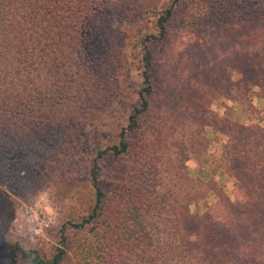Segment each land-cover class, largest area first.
Here are the masks:
<instances>
[{
  "label": "trees",
  "instance_id": "16d2710c",
  "mask_svg": "<svg viewBox=\"0 0 264 264\" xmlns=\"http://www.w3.org/2000/svg\"><path fill=\"white\" fill-rule=\"evenodd\" d=\"M128 1L0 0V136L17 130L13 125L36 136L47 130H42L43 119H64L67 113L56 98L63 92L69 96L74 83L85 86L80 96L86 101V92L94 88L90 77L95 68H88L87 75V67L100 62L88 59L91 42L110 31L108 10ZM178 1L157 11L159 35L141 40L142 86L118 143L99 150L93 161L90 210L80 215V221L69 218L63 224L62 246L52 258L36 249L15 247L7 255V264H18L20 258L31 264H264V117L247 123L220 116L211 109L209 99L229 98L244 107L250 105L253 112L257 111L255 97L264 102V0H205L209 8L200 20L225 18L219 36L228 40L232 53L222 77L227 87L201 85L199 101L192 99L196 102L192 109L198 107L200 115L187 119L191 125L184 127L197 126V142L207 129L227 137L222 155L214 162L235 179V199L212 178H195L189 170L176 172L181 187L166 181L168 172L163 167L173 160L162 153H166L165 145L159 139L146 137L130 168L124 162L113 191L102 184L101 160L111 156L123 161L132 152L130 135L152 107L157 87L150 46L157 36L165 35L168 23L178 14ZM182 136L179 149L186 152L191 138L188 141L187 133ZM201 171L205 177L210 174ZM203 188L206 195L200 193ZM208 194L215 203L193 213L191 205ZM153 217L160 227L152 228ZM68 231L75 238L72 256Z\"/></svg>",
  "mask_w": 264,
  "mask_h": 264
},
{
  "label": "rangeland",
  "instance_id": "374dc122",
  "mask_svg": "<svg viewBox=\"0 0 264 264\" xmlns=\"http://www.w3.org/2000/svg\"><path fill=\"white\" fill-rule=\"evenodd\" d=\"M130 1L108 10L110 31L100 40H92L89 47V61L100 59L87 67V75L88 68L95 67L90 77L94 88L88 90L92 98L88 92L86 101L81 98L85 86L74 83L68 89L69 96L63 92L61 98H56L58 107L67 113L64 119H43L42 130H47L36 136L14 125L17 130H6L0 136V264H7V255L15 247L36 249L43 257L52 258L62 246L63 224L69 218L80 221V215L88 213L92 206L93 161L99 150L118 143L142 86L141 40L146 35H159L155 27L157 11L174 0ZM208 8L205 0L178 1V14L168 23L165 35L153 39L152 73L157 88L152 107L141 119V127L130 135L132 152L123 161H114L111 156L101 160L100 177L107 191H113L124 162L130 168L135 151L146 137L159 139L165 145L166 153H162L173 160L163 167L168 172L164 173L166 181L181 187L176 172L180 168L183 172L189 170L195 178H212L235 199V179L214 162L222 155L227 137L207 129L203 139L197 142L194 133L197 126L184 128L191 125L187 119L200 115L198 107L192 109L196 106L192 99L199 101L197 90L201 85L227 87L222 77L232 53L225 42L228 40L219 36V29L225 28V18L200 20ZM209 99L211 109L220 116L247 123L264 117V102L259 97L253 99L256 112L250 105L244 107L229 98L209 96ZM183 133H187L188 141L191 138L186 152L179 149L184 141ZM204 169L209 171V176L205 177L201 171ZM206 192L204 188L200 190L201 195ZM213 203L215 198L208 194L191 205L190 210L202 212ZM152 221V228L161 226L158 218L153 217ZM67 233L72 256L74 233ZM82 235L83 232L79 238ZM18 264L31 263L20 258Z\"/></svg>",
  "mask_w": 264,
  "mask_h": 264
},
{
  "label": "built area",
  "instance_id": "2783aa9c",
  "mask_svg": "<svg viewBox=\"0 0 264 264\" xmlns=\"http://www.w3.org/2000/svg\"><path fill=\"white\" fill-rule=\"evenodd\" d=\"M37 232V231H36Z\"/></svg>",
  "mask_w": 264,
  "mask_h": 264
}]
</instances>
